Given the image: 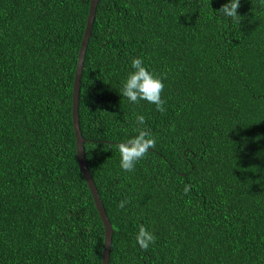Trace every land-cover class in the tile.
Listing matches in <instances>:
<instances>
[{
  "label": "trees",
  "instance_id": "obj_1",
  "mask_svg": "<svg viewBox=\"0 0 264 264\" xmlns=\"http://www.w3.org/2000/svg\"><path fill=\"white\" fill-rule=\"evenodd\" d=\"M228 2L99 0L79 115L110 264H264V0H240L239 23L217 13ZM90 3L0 0V264H102L72 116ZM135 58L165 112L120 94ZM137 115L156 146L125 172L109 144L138 134Z\"/></svg>",
  "mask_w": 264,
  "mask_h": 264
},
{
  "label": "clouds",
  "instance_id": "obj_2",
  "mask_svg": "<svg viewBox=\"0 0 264 264\" xmlns=\"http://www.w3.org/2000/svg\"><path fill=\"white\" fill-rule=\"evenodd\" d=\"M240 7V0H229L228 3L223 4L217 13L228 19L229 21L240 22L238 9ZM133 71L130 72L127 79L123 82L120 94L127 98L130 103L137 104L141 100L149 104H154L158 112H165V101L162 99V92L164 90V83L162 79L154 73L147 70L142 59L135 58L131 61ZM137 125V135L128 139L126 142L117 145L109 144V148L115 147L120 154V167L125 172H132L138 161L143 159L150 149L156 146V139L151 131L143 128L146 121L143 115H137L135 118ZM185 194L189 191V186H185ZM129 203L127 200H121L118 207L123 209ZM135 240L141 250L147 251L150 245H154L156 237L149 232L145 226L140 225L139 231L135 236Z\"/></svg>",
  "mask_w": 264,
  "mask_h": 264
},
{
  "label": "water",
  "instance_id": "obj_3",
  "mask_svg": "<svg viewBox=\"0 0 264 264\" xmlns=\"http://www.w3.org/2000/svg\"><path fill=\"white\" fill-rule=\"evenodd\" d=\"M98 3L99 0H91L87 24L85 27L84 36L81 41V47L79 50L78 62L75 72V79H74L72 116H73V124L76 135V147H77V156H78L79 165L88 183V186L91 190L95 205L99 211V214L101 216V219L105 227V245L103 249L102 264H110L114 229L86 159V153H85L86 139L81 130L80 115H79L81 80L84 69L85 54L87 52L88 42L92 34V28L96 17Z\"/></svg>",
  "mask_w": 264,
  "mask_h": 264
}]
</instances>
